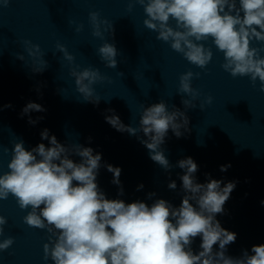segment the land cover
Returning a JSON list of instances; mask_svg holds the SVG:
<instances>
[{
	"label": "clouds",
	"instance_id": "clouds-1",
	"mask_svg": "<svg viewBox=\"0 0 264 264\" xmlns=\"http://www.w3.org/2000/svg\"><path fill=\"white\" fill-rule=\"evenodd\" d=\"M9 3L10 0H0V7H7ZM134 3L143 6L147 17L143 24L158 33L156 39L169 42L191 64L204 69L211 62V48L199 43L211 37L224 53L225 62L221 67L233 77L250 76L253 83L259 79L260 90L264 91V57L260 55L264 48L251 46L253 40L264 42V0H239V6L237 0H129V12ZM170 21L175 22V27ZM89 23L95 37L103 39L104 32L114 34L113 23L101 19L97 11L89 12ZM83 27L78 24L75 31L79 33ZM22 43L32 59V72L42 73L48 65L40 45L30 40ZM56 49L68 61L69 74L75 78L76 91L83 101L98 105L101 97L94 85L109 78L96 68L81 69L65 45L57 42ZM98 54L106 67L117 68L118 50L114 43L105 41L98 48ZM16 58L25 60L21 53ZM199 75L189 70L179 77L178 93L190 97L181 101L185 111L175 105L169 110L160 101L142 106L138 127L125 125L115 114L105 116V120L119 132L137 135L149 150L151 160L167 171L172 165L161 146L169 129L177 138L190 132L186 110L196 108L194 101L201 95L192 87V79ZM212 101L213 97L207 96L200 103L201 111ZM10 107L11 104L0 106V111ZM33 111L46 109L28 102L21 117ZM107 111L114 113L112 109ZM40 119L43 117L33 120L29 116L28 122L35 125ZM140 132L146 139L138 136ZM41 138L48 140L50 146L40 143L26 150L23 140L14 143L9 171L0 175V200H6L11 194L21 209H31L23 217L24 223L47 230L50 235L49 243L43 245L45 260L51 258L54 264H264V244L254 245L251 255L248 251L239 258L226 255L227 246L236 241L237 234L223 228L216 216L224 213V205L236 182L230 181L221 187L222 181L209 177L207 183H198L195 176L198 165L192 157L181 159L177 164L184 170L180 179L185 195L179 207L164 199H157L151 206L142 201L125 203L121 199H107L98 187L100 153L94 154L91 147L79 143L61 144L55 135H49L48 129L41 132ZM72 155L79 156L80 161L75 162L70 158ZM230 166L221 165L220 170L226 171ZM105 167L113 173L112 183L119 186L118 194L123 195L121 168L111 164ZM168 187L175 190L176 182L171 181ZM142 188V184L138 186V190ZM154 195L149 193L148 198ZM5 224L7 218L0 215V236ZM197 236L202 238L201 250L194 254L191 244ZM13 243V237L3 239L0 251L8 250ZM217 244L219 250L214 251Z\"/></svg>",
	"mask_w": 264,
	"mask_h": 264
}]
</instances>
